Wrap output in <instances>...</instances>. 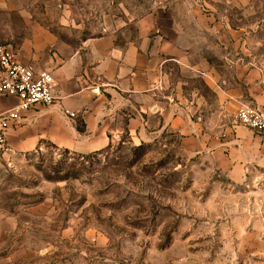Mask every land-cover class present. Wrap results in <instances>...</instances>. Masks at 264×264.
Segmentation results:
<instances>
[{"label":"rangeland","instance_id":"obj_1","mask_svg":"<svg viewBox=\"0 0 264 264\" xmlns=\"http://www.w3.org/2000/svg\"><path fill=\"white\" fill-rule=\"evenodd\" d=\"M189 2L0 0V46L18 53L48 34L71 50L102 37L125 45L141 19ZM261 213L250 189L173 133L89 156L48 145L0 156V264H264Z\"/></svg>","mask_w":264,"mask_h":264},{"label":"crops","instance_id":"obj_2","mask_svg":"<svg viewBox=\"0 0 264 264\" xmlns=\"http://www.w3.org/2000/svg\"><path fill=\"white\" fill-rule=\"evenodd\" d=\"M198 2L161 6V21L141 19L138 41L125 45L102 37L71 50L52 34L23 45L19 61L53 75L57 100L9 123L3 155L48 145L89 156L173 133L185 153L264 202V140L237 120L246 106L264 113V0ZM19 103L0 97V112Z\"/></svg>","mask_w":264,"mask_h":264},{"label":"built area","instance_id":"obj_3","mask_svg":"<svg viewBox=\"0 0 264 264\" xmlns=\"http://www.w3.org/2000/svg\"><path fill=\"white\" fill-rule=\"evenodd\" d=\"M0 97H15L19 105L8 111L0 112V155L8 151L5 130L9 123L16 122L20 114L41 104L53 106L56 97L53 92V75L22 64L15 50L0 46ZM264 85V80H263ZM64 115L73 120L77 115L64 110ZM238 122L258 134L264 140V113L253 107H243L237 116Z\"/></svg>","mask_w":264,"mask_h":264}]
</instances>
